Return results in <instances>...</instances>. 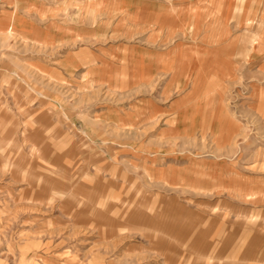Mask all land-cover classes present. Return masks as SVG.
<instances>
[{"label":"rangeland","instance_id":"rangeland-1","mask_svg":"<svg viewBox=\"0 0 264 264\" xmlns=\"http://www.w3.org/2000/svg\"><path fill=\"white\" fill-rule=\"evenodd\" d=\"M0 264H264V0H0Z\"/></svg>","mask_w":264,"mask_h":264},{"label":"crops","instance_id":"crops-1","mask_svg":"<svg viewBox=\"0 0 264 264\" xmlns=\"http://www.w3.org/2000/svg\"><path fill=\"white\" fill-rule=\"evenodd\" d=\"M255 48H254V42L252 43V45L250 46L249 48V51H253Z\"/></svg>","mask_w":264,"mask_h":264}]
</instances>
